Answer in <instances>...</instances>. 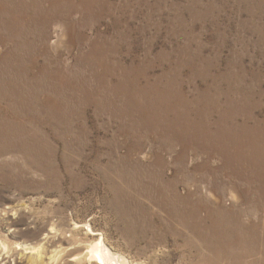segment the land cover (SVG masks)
<instances>
[{
	"label": "rangeland",
	"instance_id": "374dc122",
	"mask_svg": "<svg viewBox=\"0 0 264 264\" xmlns=\"http://www.w3.org/2000/svg\"><path fill=\"white\" fill-rule=\"evenodd\" d=\"M99 169L207 187L224 243L132 193L124 221ZM72 210L131 264H264V0H0V240L30 248L0 264H45Z\"/></svg>",
	"mask_w": 264,
	"mask_h": 264
},
{
	"label": "bare ground",
	"instance_id": "6f19581e",
	"mask_svg": "<svg viewBox=\"0 0 264 264\" xmlns=\"http://www.w3.org/2000/svg\"><path fill=\"white\" fill-rule=\"evenodd\" d=\"M129 153H131V151ZM145 153L142 157H146ZM126 166L130 170H134L137 165L134 163H126ZM141 166L147 168L146 164H142ZM99 175L101 176L99 181L105 184V188L111 196L109 201L110 206L112 205L119 209V214L120 216L123 215L122 219L124 221H132V214L129 211L123 210L126 208L137 207L136 203L128 196V194L132 193L133 196L140 195L146 199L151 198V204L156 207L155 212L158 218L163 219L167 223V228L179 227L178 232L174 233L178 239L186 241L189 238L194 240H196L195 238H201L202 241L207 244H209L208 241H211L212 243H210V245L213 247H216L217 244L220 245V242L224 243L222 240L226 238L225 232L228 226L226 224H228V222L226 217H224L223 212L219 210L217 211L218 200L211 196V192L206 190L207 187L199 188L194 183V180H191L184 184L185 190H183L181 194L185 195L182 197L178 188L174 187V185L178 184L175 180L177 177L174 179V177L166 178L158 175L154 176L156 178H153L152 176L147 175L142 180H136V178L133 177L135 176L134 174L130 175L124 171L121 173L116 171V174L112 176L105 173L104 169H99ZM64 176L65 180L67 179L71 183V187L67 188L68 192H71L72 188L80 190L81 186L86 182L80 177L79 180H76L77 182L74 183L73 174L68 170ZM62 178L63 177H61V179ZM61 182V180L56 179L54 183L52 182L51 189L59 192L62 187ZM233 192H236V190ZM205 195H208L210 199L207 201L204 200L203 197ZM232 195L235 194L233 193ZM219 201H222V199ZM238 205L239 203L236 206ZM74 212L75 211L72 210L68 215L69 225H60L58 219H55L54 222L51 223L52 225L48 234H51L53 239H57V242L55 243V246L57 247H55L56 250L50 253L51 255L48 257L45 264H62V262H64V264H69L64 260V258L67 257H74V264H131L126 256L117 252L106 243L107 241H105L102 234L93 230L90 222L77 223L74 220ZM201 212L204 214L203 217L200 216ZM235 220L237 221V218H235ZM132 224L134 223L132 222ZM124 231L129 234L126 229H124ZM161 233L165 237V232L161 231ZM144 235L145 233L142 231L140 237L143 238ZM82 236L86 241H84L83 238L79 239ZM192 242L194 243V241ZM69 246L73 248L69 249ZM12 247L13 245L10 247L0 240V253H3L6 256H9L13 251H19V255H23L28 249H30L23 243H15L14 247ZM78 247H82V249H78ZM193 249L199 253L198 245H194ZM31 252L32 254L30 258L34 259L35 263L41 264V261L43 260V251L40 250V247L31 248Z\"/></svg>",
	"mask_w": 264,
	"mask_h": 264
}]
</instances>
